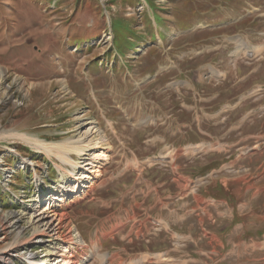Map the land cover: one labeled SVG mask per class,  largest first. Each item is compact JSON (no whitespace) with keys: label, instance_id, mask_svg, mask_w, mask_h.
Instances as JSON below:
<instances>
[{"label":"rangeland","instance_id":"obj_1","mask_svg":"<svg viewBox=\"0 0 264 264\" xmlns=\"http://www.w3.org/2000/svg\"><path fill=\"white\" fill-rule=\"evenodd\" d=\"M153 2L0 0V135L78 143L84 122L100 128L84 141L109 147L103 176L56 210L83 248L105 230L110 264H264V0ZM115 20L135 33L117 45ZM7 133L0 215L69 168ZM5 235L0 250L17 236ZM48 244L18 253L41 260Z\"/></svg>","mask_w":264,"mask_h":264},{"label":"bare ground","instance_id":"obj_2","mask_svg":"<svg viewBox=\"0 0 264 264\" xmlns=\"http://www.w3.org/2000/svg\"><path fill=\"white\" fill-rule=\"evenodd\" d=\"M4 79L5 71L2 69L0 72V85H2ZM83 122L84 120H82ZM92 125L93 122H84L82 124V129L86 128L85 126L89 127L83 129L82 139L77 141L78 143L71 140L48 142L22 130H11L8 133L5 131L4 134L2 133L3 135H0V138L3 139L7 133L9 134L8 136L21 139L49 155L55 154L62 162L71 167L68 171L62 169L60 165L58 166L62 178L66 177L58 185L49 186V196L43 198V194L40 193V195H35L31 198L34 204H29L28 208L23 212L19 214L9 212L0 215V244L9 240L8 235L4 236L6 232L12 231L17 235L15 239L9 242L8 246L0 250V264H17L18 257L24 258L25 264H89L95 259H99L101 264H110L112 262V257L101 255L96 248L101 237L106 238L108 236L105 230L95 232V238H92L90 243L92 248H83L86 238L80 233V236L75 239L73 237V228L69 226V223H66V212H58L56 210L57 206H59L58 209L64 210L66 206L76 203V200L83 194L81 192L83 187L94 188L95 179L103 176V168L107 164L105 162H110L111 160L109 147L91 146V143L84 141L91 134L100 131V128ZM91 151L92 153H90ZM71 153L75 154L78 159L72 157ZM86 155L92 156L89 159L85 158ZM29 160V158L24 157L22 162ZM90 193L91 191L88 189L86 194ZM44 202H46V208L43 207ZM51 206L54 208L53 210L48 209ZM23 220H26L31 228V234L26 239H23L25 235L19 227V223ZM45 241H49L50 244L40 245L45 253L41 260L38 252L28 251L22 255L18 253L22 246L41 244Z\"/></svg>","mask_w":264,"mask_h":264},{"label":"trees","instance_id":"obj_3","mask_svg":"<svg viewBox=\"0 0 264 264\" xmlns=\"http://www.w3.org/2000/svg\"><path fill=\"white\" fill-rule=\"evenodd\" d=\"M128 2L132 1V0H126ZM149 3H151V6L154 7L155 4L153 2V0H148ZM198 12L195 11V14H194V17L195 18H203L202 15H197ZM161 22V21H160ZM160 22L158 23V20H157V23L160 25ZM113 26H114V31H115V39H116V42L117 44L119 43V41L121 40H124V41H128L130 39V35H134L135 33L133 32V30L130 28V27H127L126 25V28H124V31H119L120 29H123L122 25L119 24V22H117L116 20L114 21L113 23ZM153 39H155V36L153 35L152 36ZM123 42V41H122ZM123 44V43H122Z\"/></svg>","mask_w":264,"mask_h":264},{"label":"crops","instance_id":"obj_4","mask_svg":"<svg viewBox=\"0 0 264 264\" xmlns=\"http://www.w3.org/2000/svg\"><path fill=\"white\" fill-rule=\"evenodd\" d=\"M22 130L23 132H28L30 133V131L28 130V127H23V126H18V125H15V130ZM46 140V139H45Z\"/></svg>","mask_w":264,"mask_h":264}]
</instances>
